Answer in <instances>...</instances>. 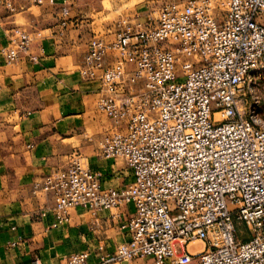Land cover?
<instances>
[{"label":"built area","instance_id":"obj_1","mask_svg":"<svg viewBox=\"0 0 264 264\" xmlns=\"http://www.w3.org/2000/svg\"><path fill=\"white\" fill-rule=\"evenodd\" d=\"M16 1L0 0V25ZM155 2L153 24L120 18L79 69L100 82L97 107L114 123L100 152L124 160L132 183L106 188L75 156L33 189L52 195L54 227L77 208L96 215L133 204L129 240L113 250L99 245L96 262L80 251L62 264H264V126L246 114L243 98L250 74L264 72V0ZM70 20L63 6L60 24ZM41 38L14 26L0 54L8 63L36 61L31 51Z\"/></svg>","mask_w":264,"mask_h":264},{"label":"crops","instance_id":"obj_2","mask_svg":"<svg viewBox=\"0 0 264 264\" xmlns=\"http://www.w3.org/2000/svg\"><path fill=\"white\" fill-rule=\"evenodd\" d=\"M81 1L39 5L34 0H17V12L0 25V48L14 26L43 35L32 47L36 61L26 56L8 63L0 54L2 264H30L35 258L43 264H62L68 255L80 251H90V261L96 262L99 245L113 250L129 240L124 225L134 212L133 204L96 215L77 208L68 223L54 227L52 195L33 192L38 181L66 166L75 154L101 174L106 188L125 187L133 180L124 160L106 158L99 149L112 123L97 107L100 82L85 79L79 70L98 13L86 5L74 10L72 5ZM63 6L73 15L67 27L60 24Z\"/></svg>","mask_w":264,"mask_h":264},{"label":"rangeland","instance_id":"obj_3","mask_svg":"<svg viewBox=\"0 0 264 264\" xmlns=\"http://www.w3.org/2000/svg\"><path fill=\"white\" fill-rule=\"evenodd\" d=\"M85 5L87 8L98 12L95 15V29L92 31L87 51L96 38H110L114 31V25L120 18L136 17L150 25L155 22L158 16L155 0H82L78 5L73 4L72 6L78 12L83 10ZM72 19L73 15L71 14ZM244 92L246 114L258 120V123L264 126V72L253 71L244 84ZM107 118L112 123V128L107 132L109 133L114 131L115 128L113 121L109 117ZM74 156L78 155L75 154ZM38 182H41V180ZM237 228L242 236H246L247 229L243 223L238 224ZM199 246L200 250L204 249L203 243H199ZM131 264H153V262L151 258H146L135 260Z\"/></svg>","mask_w":264,"mask_h":264}]
</instances>
